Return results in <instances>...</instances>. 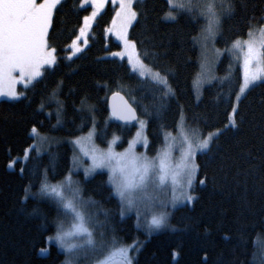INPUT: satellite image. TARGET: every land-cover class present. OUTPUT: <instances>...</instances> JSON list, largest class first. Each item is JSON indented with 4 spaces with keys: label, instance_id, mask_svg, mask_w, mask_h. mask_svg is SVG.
<instances>
[{
    "label": "trees",
    "instance_id": "1",
    "mask_svg": "<svg viewBox=\"0 0 264 264\" xmlns=\"http://www.w3.org/2000/svg\"><path fill=\"white\" fill-rule=\"evenodd\" d=\"M226 3L230 9L221 15L218 48L263 23L264 0ZM133 9L137 15L128 38L140 59L165 77L169 90L139 76L125 59L104 56L119 49L107 32L114 12L111 2L96 15L88 45L69 58V46L92 7L81 6V0H61L47 34L54 65L23 89L22 97L0 99V264L62 262L63 254L53 244L47 253L39 251L54 231L59 210L38 191L43 180L55 182L69 169L71 147L63 140L86 132L93 123L99 145L114 134L121 138L120 147L126 145L134 125L111 116L107 97L114 92H121L145 118L149 154L158 151L163 132L174 129L180 113L187 125L202 132L221 129L196 155L191 202L173 211L170 229L150 235L144 243L139 240L142 245L136 247L132 264H253L255 240L264 237V79L239 99L235 126H228L241 75L227 56L221 58L217 77L203 88L201 98L194 97L192 82L198 72L194 37L203 19L186 11L166 19L167 0H136ZM33 127L58 142L37 154L30 147ZM81 184L82 195L93 198L105 214L109 228H103L105 238L113 236L127 244L139 237L132 219L119 216L104 172Z\"/></svg>",
    "mask_w": 264,
    "mask_h": 264
},
{
    "label": "rangeland",
    "instance_id": "2",
    "mask_svg": "<svg viewBox=\"0 0 264 264\" xmlns=\"http://www.w3.org/2000/svg\"><path fill=\"white\" fill-rule=\"evenodd\" d=\"M59 1L61 0H57V4ZM135 1L136 0H133V3ZM107 2H111L112 5L114 6L113 17L117 16V19L115 22L113 21V17H112V21L109 25L107 32L119 44V49L107 51L104 53V56L115 57L118 59H125V61L129 65L131 70L137 73L139 76H141L139 74V71L134 70L133 68V64L139 62L140 64L144 65L143 70L145 72V75L141 77H146L150 79L151 81L157 82L156 80L152 79V73H156L158 71L149 67L140 59L134 44L128 38L129 28L134 22L136 16L132 18L130 22L124 25L121 18L117 15V9L120 8V0H102V2L101 0H96L95 9L93 5V0H84L83 3L81 2V6H91L92 7V10L88 15L90 19L87 23L85 22V20H83L76 39L69 46V52L67 53V56L71 58L77 55L88 45V35L90 33V28L93 25L96 15L101 10H103ZM185 2L186 0H177V4L185 3ZM204 2H206V0H204ZM226 2L227 0H214V6L217 10V13L219 14V23H220L222 12L224 11L223 10L224 4ZM133 3H132V8H133ZM54 7H53V10H54ZM53 10H52V13H53ZM198 16L203 19L204 21L203 27H204L207 24V19L203 16H200V15ZM51 18L52 16L50 17V20H49L48 30L45 33L44 47L46 49H50L47 44V34H48L50 23H51ZM165 18L171 19L166 16ZM261 25H264V15H263V23ZM218 29H219V25L214 30L213 34H205L202 31H200L199 35L196 36L195 41L198 47V72L197 74H199V77L197 79V74H196L192 82V88H193L194 97L196 101H198L201 98L203 88L206 85L212 83L216 79L217 66L223 56H227L231 60L232 66H236L239 68L241 80H242L241 64H242V60L244 56V48L246 47V45H244L243 42L246 40H254L257 42L258 48L262 50L264 47V44L260 43V41L264 40V32H261L260 26H257L251 29L252 30L251 36L249 35V31H248L246 36L239 37L238 42L241 44V47L239 48L234 47L233 42L230 43L225 48H218L215 44V40L218 35ZM121 37H123V39H121ZM236 40L237 39H235L234 41ZM125 41L131 42V43L126 46ZM74 48L77 50L73 51ZM69 53H72V55L69 56ZM115 53H122V55H116ZM48 55L50 58H53V62L52 64H41L39 75L34 76L32 80L27 81V82H25L27 80V77L25 76L21 79L16 80L14 85H12V90L19 93V95L15 97H10L5 92H0V99H18L22 97L24 95L23 89L30 86L35 80L39 79L42 76L43 70L45 68H51L54 65L56 61L54 51L51 49V52ZM130 57L132 61L131 63L129 60ZM202 63H203V67L201 66ZM12 75L20 76V73L18 70H13ZM159 75L164 77L160 73ZM263 79L264 77H261L260 79L252 82L243 92L240 93L239 97H237V93H236V96L234 99V102L236 103V105L239 99L248 91L250 87L259 83ZM194 81L196 82L194 83ZM166 89L169 90L168 84H167ZM235 109L232 108L231 110L233 121H234ZM181 114L183 115L181 129H183L189 135H192L193 132H195L196 135H198L200 139H203L204 135H211L209 145L211 141L213 140V138L221 131V129H215V130L208 131V132H202L200 128H198L197 126L187 125L188 123L185 120L184 114L180 113L179 117L181 116ZM141 121H143L142 124H141ZM133 125H134L133 135L127 140L126 145L120 147L119 144H120L121 138L117 134H114L107 141L105 145H99L96 141V127H95V124L93 123L91 127L89 128V129H92V134H91L90 142L87 145L88 148L95 146L98 150H106L109 147L108 142L112 141L111 149L117 153L123 152L125 149H129V141L133 140L136 137L137 129L138 128L140 129V138L136 140L135 143H133L130 151L137 154L140 160H143L144 158H146L147 160L152 161L156 165V168L153 170L152 174L150 175L146 187L134 188L132 190V198L134 200V205L133 207H131V209H129L127 204L125 203L123 215H121V200L119 196H117L113 191V184L109 179L108 168L106 167L105 168H99V167L90 168L89 166L92 163L91 160L89 159L88 155H85L84 153L81 152L80 146L75 143V138L84 136L85 134L89 132V129L86 132L81 133L75 137H70V138H66L63 140L69 143L71 147L70 166L66 174L55 182H49L46 180H43L42 182V183L46 182L48 184H57V183L61 184L62 191L64 193V198L72 200L73 203L80 209V211L84 215L86 226L91 230L92 236L97 242L101 240L109 241L113 237L112 236L110 239H107L105 238V235L103 234L104 226L108 228V226H106L108 225V223H107V219L105 217L104 212L101 210H98L96 206V202L93 198L84 197L82 195L81 181L92 177L97 172H104L106 174L107 185L111 189V192L113 196L117 199V202L119 205V210H118L119 216L122 218L130 217L132 219L133 225L135 226L137 233L139 234V237L135 240L138 242V247L142 245L139 240H141L144 243L145 239L149 237L150 235L170 229L172 227L170 218H171L173 211L176 208L189 203L187 199H175V200L173 199L174 189L177 193H179L180 191L179 183L174 185L172 182V179L170 177H166L165 181L161 184V182L158 179V173H159V169H158L159 155L158 154L162 153L165 150L166 144L170 146L169 147V154H170L169 163H170V167L172 168V170H177L176 166L182 163L181 149L183 145H182V138L179 135V131L181 129H178L177 122H176L174 129L163 132L162 145L160 146V148L155 154L148 153V138L146 135L145 118L138 116V118L136 119ZM227 125L228 126L233 125L232 123L229 122V117H228ZM216 130H219V131L217 132ZM165 133H168L169 135L166 137ZM32 135H33L34 140L30 147L34 148L37 154H41L45 152L49 148V146L58 142L57 138L46 135V134H41L37 130L35 132L32 131ZM207 148L197 149L193 157V161L195 164H196V155L200 152L205 151ZM28 154H29V148L27 149L23 157H21V160L25 161L28 157ZM113 163H115V161ZM10 166H12V164H10ZM86 169H88L87 175L85 174ZM129 171H131V169H129ZM196 172H197V167H196L195 175L192 177L191 184L187 186V195H191V188L196 180ZM66 176L70 178V182L64 180ZM114 178L117 181L121 179L118 173L115 174ZM129 179H133V177L129 176ZM176 180L179 181L180 183H185L187 181V176L184 173L177 171ZM74 190H78V196H76V193L74 192ZM38 192L40 195L52 200L59 210L58 215L55 218L54 231L50 235L55 234L57 223H61L63 225V230L70 231L71 225L74 223V214H72L69 210L63 207V203L59 198L55 197L52 194L42 191L41 185H40ZM138 211H139V215H137ZM159 212H166L167 214L166 222L162 224L159 228H152L151 230H149V227L147 225V218L153 214H158ZM82 239H86V237L82 233L76 234V233L70 232V235L66 237L65 239V243L69 245L70 247L65 249L62 246H57V243L55 242V240H47V245L45 248H43L44 251L43 252L40 251V253L41 254L47 253L49 245L53 244L63 254V259L60 264H64L66 260L70 261L71 264H93V261L96 259H99L100 255H102V252L100 251L92 252L91 250H89V248L80 246V242ZM257 239L255 240L256 250L253 256V264H264V237L257 238ZM117 243L125 244L119 240H117ZM135 249L136 247H132L129 249V258L131 260H132V257L135 255L134 254ZM119 258L122 259V257L114 256L112 258V261L114 259H119Z\"/></svg>",
    "mask_w": 264,
    "mask_h": 264
},
{
    "label": "snow or ice",
    "instance_id": "3",
    "mask_svg": "<svg viewBox=\"0 0 264 264\" xmlns=\"http://www.w3.org/2000/svg\"><path fill=\"white\" fill-rule=\"evenodd\" d=\"M83 3L84 0H81ZM102 2V0H101ZM133 0H120V8L117 9V15L121 18L124 25L131 21L137 13L132 8ZM169 10L165 12V16L175 19L181 11H186L189 14L195 12L207 19V24L202 28L205 34H213L214 30L219 25V14L214 6V0H186L185 3L177 4V0H167ZM57 0H0V92H5L10 97H15L19 93L12 90V85L15 81L23 77H27V81L32 80L34 76L39 75L41 64H52L53 58L49 57L51 49H46L45 33L48 30L49 20L52 16V10ZM94 9L96 0H93ZM230 6L228 3L224 4V11H228ZM94 14V13H93ZM196 16L193 15V19ZM90 17L85 16L84 20L87 23ZM117 16L113 17L115 22ZM83 30V29H82ZM261 32H264V25H260ZM199 35V34H198ZM249 35H252V30H249ZM123 39V37H121ZM196 39V37H194ZM233 41L234 47H241V44ZM131 42L125 41L127 46ZM264 44V40L260 41ZM246 47L244 48V56L242 60V80L237 92V97L243 92L252 82L264 77V51L257 47V42L254 40H246L243 42ZM77 49H73L76 51ZM122 55V53H115ZM72 53H69L71 56ZM130 63L131 57L129 58ZM203 67V63L201 65ZM134 70H138L141 76L145 75L144 65L139 62L133 64ZM13 70H18L20 76H13ZM199 74H197V79ZM152 79L158 83L163 84L167 88V82L164 77L160 76L158 72L152 73ZM196 81H194L195 83ZM115 95V93H114ZM237 107L233 102V108ZM131 109L126 105L123 109L118 110L114 114H118L121 119H131ZM183 115L178 118L177 127L181 129ZM229 122L235 126L232 120V113H229ZM143 121H141V124ZM36 131L35 127L32 129ZM217 132L219 130H216ZM92 129L82 137H76L75 143L80 146V150L85 155H88L91 160L90 168H108L109 179L113 184L114 193L119 196L121 200V215L124 214V205L127 204L131 209L134 205L132 198V190L134 188L146 187L148 179L152 174L156 165L144 158L140 160L137 154L130 151L131 146L136 140L140 138V129H137V135L133 140L129 141V149L123 152H114L111 149L112 141H109V147L106 150H98L95 146L88 148L90 142ZM169 134L165 133L167 137ZM182 138V163L176 166L177 170H172L169 163V145H165V150L159 153V173L158 179L161 184L165 181L166 177H170L174 185L180 184V191L177 193L174 189L173 199H187L191 202V195H187V186L191 184L192 177L195 175L197 165L193 161V157L197 149H205L209 145L211 135H204L200 139L195 132L192 135L187 134L183 129L179 131ZM27 151V149L25 150ZM115 161V163H113ZM11 164V161L9 162ZM131 169V171H129ZM177 171L184 173L187 176L185 183H180L176 180ZM88 169L85 174L87 175ZM119 174L121 179L117 181L114 176ZM132 176L133 179H129ZM203 177L201 181L203 182ZM65 181L70 182L69 177L64 178ZM41 190L54 195L59 198L63 207L74 214V223L71 225L70 231L63 230L61 223L56 224V232L54 235L46 237V240H55L57 246H62L65 249L70 247L65 243L66 237L70 232L76 234H83L86 239H82L80 246L89 248L92 252L100 251L99 259L93 261V264H112L114 256L122 257L120 264H132L129 258V249L137 247L138 242L132 241L129 244H118L117 238L112 237L109 241L101 240L97 242L91 230L85 224V218L80 209L73 203L72 200L65 199L64 193L60 183L48 184L46 182L41 184ZM78 196V190H74ZM139 215V211L137 212ZM166 212H159L147 218V225L149 230L152 228H159L166 222ZM39 251L43 252L41 248ZM175 255V252L173 253ZM64 264H71L66 260Z\"/></svg>",
    "mask_w": 264,
    "mask_h": 264
},
{
    "label": "water",
    "instance_id": "4",
    "mask_svg": "<svg viewBox=\"0 0 264 264\" xmlns=\"http://www.w3.org/2000/svg\"><path fill=\"white\" fill-rule=\"evenodd\" d=\"M114 93H115V95H114ZM114 93H111L107 97V106H108V110H109L111 116L113 118H115L121 124H125V125L134 124V122L138 118V114H137L135 108L133 107V105L127 100V98L121 92H114ZM125 105L131 109V113H127V112L125 113L126 115L130 114L132 116L131 119H121L118 114H114L115 112H118V110L123 109L125 107ZM121 260H122L121 258L114 259L112 261V264H120Z\"/></svg>",
    "mask_w": 264,
    "mask_h": 264
}]
</instances>
